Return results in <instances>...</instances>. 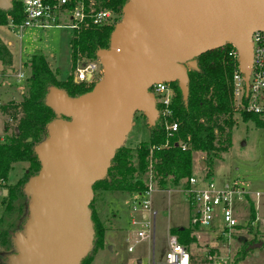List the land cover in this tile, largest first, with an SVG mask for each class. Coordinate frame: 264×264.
Wrapping results in <instances>:
<instances>
[{
    "label": "water",
    "instance_id": "water-1",
    "mask_svg": "<svg viewBox=\"0 0 264 264\" xmlns=\"http://www.w3.org/2000/svg\"><path fill=\"white\" fill-rule=\"evenodd\" d=\"M11 1L0 0V10ZM121 14L108 49L97 53L103 79L75 98L48 90L45 104L68 120L50 122L34 148L40 169L24 186L29 217L8 264H80L93 239L92 185L105 177L134 114L143 113L149 127L157 120L150 86L177 82L186 100L195 58L226 43L247 77L251 34L264 32V0H126Z\"/></svg>",
    "mask_w": 264,
    "mask_h": 264
},
{
    "label": "trees",
    "instance_id": "trees-1",
    "mask_svg": "<svg viewBox=\"0 0 264 264\" xmlns=\"http://www.w3.org/2000/svg\"><path fill=\"white\" fill-rule=\"evenodd\" d=\"M78 0H71L70 8ZM126 0H102L100 6L110 10L114 22L103 27H91L72 32L70 40L71 66L75 72L76 63L94 61L100 50L108 49L109 40L116 24L121 19V11ZM24 20L22 7L18 0L11 1V8L0 10V26L8 22L15 25ZM231 46L224 45L200 54L195 58L197 69L187 73V98L183 99L177 82H171L173 97L169 106L171 114L162 117L158 115L155 125L147 126L148 141L140 143L136 148L120 146L111 159L106 175L95 182L92 189L101 192H122L136 195L147 190L145 175L157 185L158 190H171L182 186L187 189V179L192 175L193 153H203L207 158H217L230 147V131L234 125L237 112L232 99L231 79L234 61L230 57ZM13 57L8 47L0 39L1 74H8L13 69ZM30 76L26 79V91L18 103L12 101L0 104V113L8 117L3 125L5 137L0 139V187L7 191L2 199L3 213L10 210L17 196V188L23 191L27 181L35 176L40 163L34 148L47 138V126L57 116L45 104L48 90L52 87L62 90L70 98L79 97L90 92L95 82H77L73 73L64 81L58 80V70L52 71L46 56L35 50L29 57ZM158 110V107L156 106ZM239 117L244 122H252L256 127L264 128V120L246 112H240ZM176 123L178 129L168 139L164 123ZM14 127L13 129H11ZM167 141V145L165 143ZM182 144L186 148L182 150ZM16 163L28 164L27 179L14 186H7L9 171ZM184 183L181 185V183ZM24 193V192H23ZM248 199V204L251 200ZM250 222L255 218L252 204L249 208ZM94 243L102 247L106 225L91 212ZM170 235H175L181 244L188 245L195 241L189 228H171ZM14 238L12 233L4 232L0 239L5 243V237ZM251 252L250 244H244L234 255L232 263L244 260ZM92 260V259H91ZM0 264H8L4 257ZM80 264H88L86 256Z\"/></svg>",
    "mask_w": 264,
    "mask_h": 264
},
{
    "label": "rangeland",
    "instance_id": "rangeland-1",
    "mask_svg": "<svg viewBox=\"0 0 264 264\" xmlns=\"http://www.w3.org/2000/svg\"><path fill=\"white\" fill-rule=\"evenodd\" d=\"M63 20L58 25H68L69 16L64 17ZM71 38L72 32L64 28L45 30L25 28L18 35L16 31L9 28V22L7 26H0V39L12 54L14 69L8 74L0 73V104H7L10 101L18 103L21 100V95L26 91V79L30 76L29 57L35 50L41 51L46 56L52 71L58 70V80L64 81L72 73L75 77L76 70L73 72L71 66ZM83 62L85 61H77L76 68ZM89 62L91 61H86V63ZM92 63L97 66L101 65L98 58ZM17 73H21L22 76L18 78ZM103 76V73L95 74L93 82L98 83ZM239 113L237 111L234 116V125L230 131L231 144L228 150L213 159L207 158L203 153H193L192 175L197 177V180L199 177H208L207 181L211 180L218 186L237 183L246 193L251 194L250 204L245 201L236 204L239 212L244 209V213L240 215V225L228 232V236L223 234L218 224L213 229L212 227L198 228L192 225L191 210L188 199L182 192V186L168 191L158 190L157 185L150 181L151 177L149 176L148 179V175H145L144 180L147 179L148 186L152 189L151 210L155 212L154 219L151 221L153 238L138 242L136 232L143 228L141 226L127 228V208L133 195L110 192L107 199L103 197V192L92 189L90 211H93L94 216L105 224L108 220L111 222L110 213H114V210L111 211L110 208L117 209L122 230H106L101 248L92 239L86 254L88 264H137L138 261L141 264H164L169 229L183 227H190L191 233L198 234V239L194 236L195 241L188 244L192 245L189 248L193 254L191 264H211L215 261L230 264L239 248L247 243L250 244L251 252L237 264H264V128L256 127L252 122L242 121ZM7 119L8 117L0 113L1 140L5 137L3 125ZM12 126L11 129L14 128ZM148 138L146 118L143 113L137 112L132 118L131 128L121 146L134 149L140 143L148 141ZM201 163L203 166H200ZM27 175V163L14 164L8 174L7 186L24 182ZM183 183L184 181L181 185ZM201 185L198 180L193 188ZM3 190L0 187V237L2 233L7 232L12 233L14 238L6 236L5 243H2L3 240L0 239V261L4 257L9 259L18 254L19 250L15 245V240L16 236L25 235V223L29 217L28 205L30 203L29 195L18 187L17 196L10 210L3 213L1 202L7 196V191L4 196ZM111 194L117 198L115 202L112 201L114 199L111 198L113 197ZM255 194H258L257 198ZM251 204L255 211V218L250 222ZM137 219L139 220V216ZM128 248H131L130 252Z\"/></svg>",
    "mask_w": 264,
    "mask_h": 264
},
{
    "label": "built area",
    "instance_id": "built-area-1",
    "mask_svg": "<svg viewBox=\"0 0 264 264\" xmlns=\"http://www.w3.org/2000/svg\"><path fill=\"white\" fill-rule=\"evenodd\" d=\"M22 7L24 20L21 24L15 25L9 22V28L19 35L25 28L50 29L64 28L71 32L80 31L91 27H103L114 22V14L99 4L102 0H78L70 8L71 0H18ZM69 16L68 25H58L63 22V18ZM251 43V62L248 67V76L246 77L240 68L239 54L237 49L230 43V57L234 61V69L231 79L232 99L238 112L254 114L264 120V32L254 31L250 37ZM74 79L77 82H88L94 80L95 74H102L101 65H95L92 62L78 65L75 69ZM18 78L21 73L16 74ZM247 79V84L245 80ZM154 98L158 107L157 114L166 117L171 114L169 106L173 97L171 82H156L148 89ZM23 93V92H21ZM166 138L172 136L178 129L176 123H164ZM167 145V141L165 146ZM186 145L182 144V150ZM208 178V177H207ZM207 178H198L202 184L197 185V177L191 175L187 179L188 187L184 195L188 199L191 210L192 225L200 228L218 226L221 227L225 236L228 232L236 229L239 225L241 214L244 213L236 209V204L247 202L251 194L237 183L216 185L213 181H207ZM152 181V180H150ZM151 184V183H150ZM151 186L147 190L133 195L129 205V225L131 227L141 226L143 229L136 232L137 241L151 240L153 238L152 219L155 212L151 210L150 194ZM258 194H255V198ZM139 216V220L137 219ZM225 230H228L225 232ZM198 239V234L191 233ZM192 245H184L178 241L177 236L168 235L167 250L164 255V264H191L193 254L189 251ZM131 248H128V252ZM210 259V258H209ZM210 261V260H209ZM141 264V263H139ZM211 264H222L213 262Z\"/></svg>",
    "mask_w": 264,
    "mask_h": 264
},
{
    "label": "crops",
    "instance_id": "crops-1",
    "mask_svg": "<svg viewBox=\"0 0 264 264\" xmlns=\"http://www.w3.org/2000/svg\"><path fill=\"white\" fill-rule=\"evenodd\" d=\"M7 45H10V43H7ZM3 190V189H2ZM5 190V189H4ZM6 191V190H5ZM119 192H117L116 194H118ZM108 194H110V192H103V197H105V198H107L108 196ZM114 194H111V196H113ZM111 198H113L114 200H112L113 202H115L116 201V197L115 196H113V197H111ZM133 198V197H132ZM108 199V198H107ZM130 202H131V200H130ZM128 204H129V202H128ZM130 205V204H129ZM117 207V206H116ZM111 209V211H113L114 210V213L112 212V213H110V218H111V222H110V220H108V221H106L105 222V224H106V230H109V229H115V230H118V231H121L122 230V227H120V225H119V214H118V212H117V209H112V208H110ZM115 210H116V212H115ZM128 210H129V206H128V208H127V213H128V218H127V228H129V229H131V226L129 225V212H128ZM106 232V231H105ZM105 234V233H104Z\"/></svg>",
    "mask_w": 264,
    "mask_h": 264
}]
</instances>
